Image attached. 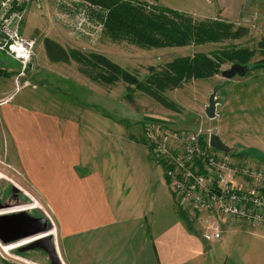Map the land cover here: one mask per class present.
<instances>
[{"label": "rangeland", "instance_id": "1", "mask_svg": "<svg viewBox=\"0 0 264 264\" xmlns=\"http://www.w3.org/2000/svg\"><path fill=\"white\" fill-rule=\"evenodd\" d=\"M77 1L75 2L77 9L88 8L90 21L97 20L103 24L100 31L102 34L95 38L80 37L69 24L68 19L62 17L64 12L69 10L58 7L56 0H32L30 4L35 10L30 14L28 10L22 32L28 37L37 39L35 56L32 60L36 70L33 74L30 71L32 75L27 74L23 78L33 83L22 88L15 97L21 99L24 95L22 98L25 99L28 94L29 99L41 108H51L60 112L64 116L57 124L62 126L73 122L74 119L82 128L83 134L79 138L85 146H90L89 148L99 156V160L119 162L116 172L120 177L127 179L125 187L127 189L131 187L129 199L147 207L154 202L152 195L162 188L160 183L155 185L157 183L155 181L160 176L165 177L163 168L151 156L146 138V124L160 127L162 132H165L164 128L166 131H190L198 126L202 118L203 126L217 133L229 148L239 149L238 151L245 154L244 159L264 167V70L251 69L255 62L264 60V46L260 45L264 38V0H167L171 6H167L165 0L164 3L162 0H157L152 7L139 0L138 2L132 0L134 4L137 3L148 12H156V7L163 6L187 13L193 22L222 20L231 24L233 30L241 29L238 31L241 34L225 37L222 41L199 44L192 42L185 46L151 48H143L128 40H111L103 33L109 9L103 8L93 0ZM193 2H204L206 5L204 10L209 9L212 18L211 12L201 15L182 10L191 9L190 5ZM221 6L231 11V15L227 14L225 18H220L219 13L224 9ZM46 38L56 41L67 52L74 50L80 54L95 52L104 55L140 81H145L151 72L162 70L166 63L178 56L193 57L198 52L211 53L225 47L249 48L254 50V55L246 64L249 70L244 76L224 78L221 72L233 64L224 62L219 66L220 71H215V74L212 73L209 77H192L179 87H164L158 90L160 97L157 98L136 89L135 85H131V89L127 88V83L122 77L114 84L93 81L87 68H84L73 56L67 61L52 60L48 53ZM0 68H6L11 74L0 76L1 100L15 91V78L20 64L0 51ZM74 83L84 87L81 91L82 96H79L80 101L84 103L76 102L73 97H66L64 90L68 88V84L74 86ZM216 86L217 97L220 99L217 116L209 119L205 114V107L209 95ZM57 88L61 90V94L52 95ZM129 92L132 101L126 98ZM128 139L132 140V144L127 141ZM133 146H137L139 150L134 151ZM145 149L149 158L146 155L144 158L141 157L140 150ZM113 150L118 151L113 152ZM16 153L12 136L0 119V172L3 174L0 177V199L11 198L13 186H17L21 190V203L17 207L36 200L43 206L45 213H49L51 220L48 215L47 217L50 222L55 223L48 206L37 197L30 184L19 173L17 167H20V161L16 159ZM227 154L231 155V152ZM136 161L140 162L137 164ZM145 174L151 176V183L145 184L148 180L144 179ZM28 211L37 216L43 213L40 208ZM224 224V236L217 241L218 247L213 244L214 242L212 243V256L227 257L229 264H237L236 261L247 252V255L257 254V248L264 241V235L254 232L255 226L236 220H229ZM28 254H36L49 262L47 254L41 250H32Z\"/></svg>", "mask_w": 264, "mask_h": 264}, {"label": "crops", "instance_id": "2", "mask_svg": "<svg viewBox=\"0 0 264 264\" xmlns=\"http://www.w3.org/2000/svg\"><path fill=\"white\" fill-rule=\"evenodd\" d=\"M190 7L182 10L201 15L211 12L204 10V2H193ZM31 8L29 4V14L35 10ZM223 8L220 18L231 15ZM72 85L64 90L66 97L84 103L79 99L84 87ZM59 94L57 88L52 95ZM22 96L0 105V119L16 147L19 173L54 216L57 248L65 264H229L227 257L212 256L213 242L204 240L182 218L166 177L155 181L162 188L147 207L129 199L131 187L127 189V179L116 172L119 162L99 160L79 138L82 128L74 119L57 124L64 115L41 108L28 94L25 99ZM127 141L132 144L131 139ZM140 153L150 157L146 149ZM145 175V184L151 183V176ZM254 232L264 235V228L256 227ZM217 243L213 244L218 247ZM247 254L237 264H264V241L257 254ZM25 257L33 264H50L36 254ZM0 264L11 263L0 258Z\"/></svg>", "mask_w": 264, "mask_h": 264}, {"label": "built area", "instance_id": "3", "mask_svg": "<svg viewBox=\"0 0 264 264\" xmlns=\"http://www.w3.org/2000/svg\"><path fill=\"white\" fill-rule=\"evenodd\" d=\"M31 1L0 0V51L20 64L15 91L2 98L0 105L33 83L23 80L35 69L32 60L37 39L22 32ZM139 1L150 7L157 2ZM56 2L58 7L69 10L62 17L68 19L76 33L98 37L103 24L88 19L87 7L77 9V0ZM203 123L201 118L198 126L190 131H166L164 128L165 132H162L153 124L145 126L151 156L163 168L178 204L189 214L193 228L208 242L223 238L224 223L229 220L264 228V167L214 149L210 145V135L214 131L204 127ZM46 215L51 220L49 213ZM20 245L4 243L0 239V258L11 264H33L17 251ZM61 263L65 264L62 259Z\"/></svg>", "mask_w": 264, "mask_h": 264}, {"label": "trees", "instance_id": "4", "mask_svg": "<svg viewBox=\"0 0 264 264\" xmlns=\"http://www.w3.org/2000/svg\"><path fill=\"white\" fill-rule=\"evenodd\" d=\"M93 1L101 4L103 8L109 9L106 28L103 32L105 36L113 41L128 40L143 48L222 41L225 37L241 34L238 32L241 30L240 28L233 30L232 25L228 22L222 20L193 22L187 13L163 6L156 7V12H148L137 3L134 4L132 0ZM138 4L142 6L141 3ZM45 42L52 60L67 61L71 56L75 57L84 68H87L93 81L98 82L99 80L114 84L122 77L127 83V88L131 89V85H135L136 89L157 98L160 97L158 90L164 87H179L192 77H209L212 73L215 74V71H220L219 66L224 62H240L246 65L254 55V50L249 48L225 47L211 53L198 52L193 57L178 56L166 63L162 70L151 72L145 81H140L104 55L95 52L80 54L74 50L67 52L56 41L46 38ZM260 45L264 46V38ZM251 69L264 70V60L255 62ZM1 75L10 76L11 74L7 72L6 68H0ZM126 98L128 101L133 100L130 92L126 94ZM238 150L231 152V155L240 159L245 158V154ZM178 211L182 218L188 222V225L193 228L189 214L179 204Z\"/></svg>", "mask_w": 264, "mask_h": 264}, {"label": "water", "instance_id": "5", "mask_svg": "<svg viewBox=\"0 0 264 264\" xmlns=\"http://www.w3.org/2000/svg\"><path fill=\"white\" fill-rule=\"evenodd\" d=\"M248 70L247 65L236 62L221 73L224 78L231 79L236 75L244 76ZM217 88V86L214 87L205 107V114L209 119L217 116V105L220 101L217 97ZM210 145L225 153L234 152L237 149L229 148L215 132L210 135ZM13 191L18 192V187L13 186ZM42 212V215L37 216L25 207L16 208L9 203H0V239L4 243H21L17 249L19 253L41 250L47 254L50 264H62L57 241L52 233L55 225L50 222L46 213Z\"/></svg>", "mask_w": 264, "mask_h": 264}, {"label": "flooded vegetation", "instance_id": "6", "mask_svg": "<svg viewBox=\"0 0 264 264\" xmlns=\"http://www.w3.org/2000/svg\"><path fill=\"white\" fill-rule=\"evenodd\" d=\"M20 191H21L20 189L18 192L13 191L11 198L6 197L4 199H0V203H9L11 206H19L21 203V198H20L21 192ZM28 252L26 253L28 254ZM26 253H23V255H25Z\"/></svg>", "mask_w": 264, "mask_h": 264}, {"label": "bare ground", "instance_id": "7", "mask_svg": "<svg viewBox=\"0 0 264 264\" xmlns=\"http://www.w3.org/2000/svg\"><path fill=\"white\" fill-rule=\"evenodd\" d=\"M3 174L0 172V177L2 176ZM168 182V181H167ZM17 208V206H15ZM27 208V210H30V209H33V208H40L42 211H44V208L43 206H41V204H39L36 200H34L33 203H30V204H23L21 207H18V208ZM52 233L55 235V229L53 228L52 230ZM56 240V238H55Z\"/></svg>", "mask_w": 264, "mask_h": 264}]
</instances>
